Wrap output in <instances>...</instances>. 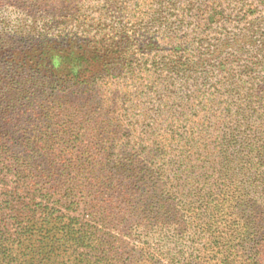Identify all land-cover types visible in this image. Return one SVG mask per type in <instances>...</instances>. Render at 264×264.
Instances as JSON below:
<instances>
[{
  "label": "rangeland",
  "instance_id": "rangeland-1",
  "mask_svg": "<svg viewBox=\"0 0 264 264\" xmlns=\"http://www.w3.org/2000/svg\"><path fill=\"white\" fill-rule=\"evenodd\" d=\"M40 212L87 245L29 262L7 237ZM0 238L5 264H264V0H0Z\"/></svg>",
  "mask_w": 264,
  "mask_h": 264
},
{
  "label": "trees",
  "instance_id": "trees-1",
  "mask_svg": "<svg viewBox=\"0 0 264 264\" xmlns=\"http://www.w3.org/2000/svg\"><path fill=\"white\" fill-rule=\"evenodd\" d=\"M84 63H87V60L83 61ZM82 62H80V58L76 57L73 62H71V66L73 68H77L78 65H81ZM42 203L40 201L36 202L34 204V207L36 209L33 212V215H35V211L39 209V206H41ZM43 206V205H42ZM49 213V212H48ZM48 213H46V216H49ZM42 216V217H41ZM45 215L40 212V216L34 220L31 218L28 219V225L30 228H32L31 232L30 230L25 226V224H20L21 227H19V230L22 232L18 233L16 231L15 233L11 234L10 237H7L9 239V245L13 243H21L25 248V253L23 255L29 257V262L31 260V255H36L37 260L39 258H47L51 254H53L60 246H62L64 241H68L71 244L75 245L76 247L87 245V231L82 228L73 229V225L71 223H65L63 226H61L62 221L58 219V225L59 227H55L53 231L47 230L44 225L42 224V221L44 219ZM23 225V226H22ZM26 229V231H23V229ZM245 235H257L258 231L256 230L255 226H252L251 232L247 233V230L244 233ZM244 236V235H242ZM25 237H28L29 240L26 242H23ZM3 241V238H0V242ZM19 249V245H16ZM33 248L34 251H33ZM77 249V248H76ZM12 250V247H7L4 243H0V263L5 264L6 260L10 257L8 253ZM78 250V249H77ZM78 256H83V253H78L76 251ZM6 255V256H5ZM33 258V259H34ZM251 262L248 264H256V261L254 258L250 259ZM253 260V262H252Z\"/></svg>",
  "mask_w": 264,
  "mask_h": 264
}]
</instances>
